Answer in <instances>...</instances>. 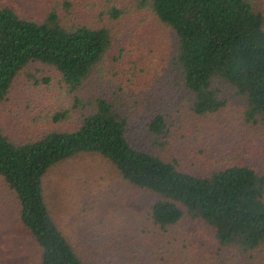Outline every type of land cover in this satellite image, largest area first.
<instances>
[{
  "label": "trees",
  "instance_id": "obj_1",
  "mask_svg": "<svg viewBox=\"0 0 264 264\" xmlns=\"http://www.w3.org/2000/svg\"><path fill=\"white\" fill-rule=\"evenodd\" d=\"M138 2L175 35V83L188 96L189 112L215 115L234 95L245 104V122L264 125V13L251 0ZM75 11L74 0H40L29 13L14 2L0 4V106L21 74L43 65L75 95L72 107L86 109L78 126L48 128L32 139L0 129V179L19 203L38 264H88L60 229L45 194L49 171L81 154L106 158L127 183L154 193L148 216L161 230L185 222L210 230L219 250L252 255L264 248V171L243 158L212 163L199 152L170 154L176 124L163 111L145 121L148 139L134 137L129 115L114 98L90 91L108 55L117 61L127 49L116 48L110 24L80 20ZM104 14L95 16L102 21ZM109 14L116 21L126 9L113 5Z\"/></svg>",
  "mask_w": 264,
  "mask_h": 264
},
{
  "label": "rangeland",
  "instance_id": "obj_2",
  "mask_svg": "<svg viewBox=\"0 0 264 264\" xmlns=\"http://www.w3.org/2000/svg\"><path fill=\"white\" fill-rule=\"evenodd\" d=\"M39 1L0 0V4L14 2L29 13ZM251 2L264 13V0ZM138 3L74 0L80 20L110 24L116 48L123 46L128 52L117 61L108 55L102 71L93 74L90 91L112 96L129 115L130 132L139 140L149 138L145 121L163 111L176 124L172 127L175 147L170 154L176 150L199 152L206 161L214 160L212 163L243 158L264 171V125L246 123L245 104L234 95L215 115L189 112L188 96L175 83V35ZM113 5L126 9L116 21L109 20ZM101 11L105 12L102 21L95 16ZM74 98L56 71L33 65L17 78L8 100L0 106V129L26 140L48 128H74L86 110L73 108ZM66 109L68 118L55 122L54 114ZM45 182L46 201L54 219L88 264H264V248L252 255L219 250L212 232L202 225L182 222L161 230L148 216L157 196L127 183L115 165L100 155L81 154L58 164ZM38 263L37 246L19 221V203L0 179V264Z\"/></svg>",
  "mask_w": 264,
  "mask_h": 264
}]
</instances>
